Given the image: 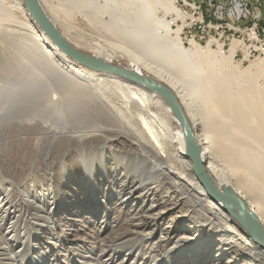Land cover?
<instances>
[{
	"label": "bare ground",
	"instance_id": "6f19581e",
	"mask_svg": "<svg viewBox=\"0 0 264 264\" xmlns=\"http://www.w3.org/2000/svg\"><path fill=\"white\" fill-rule=\"evenodd\" d=\"M40 1L58 29L78 48L85 50L86 41L114 45L127 53L119 56L126 58V64L100 48L91 54L153 76L174 89L196 132L206 172L219 190L230 187L236 192L264 231V57L240 70L230 64L239 45L236 39L226 52L213 51L214 55V45L222 49L218 40L210 39L206 51L196 39H190L187 46L182 37L187 13L176 0ZM157 10L163 11L162 17ZM176 19L183 23L173 29L170 23ZM8 114L15 116L10 126L3 123ZM112 149L122 160L106 155ZM6 152L22 171L30 165L24 180L38 185L53 182L59 208L64 204L58 200L61 193L72 197L71 205L95 207L101 201V183L116 181L121 170L120 192L136 200L129 184L146 173L153 163L151 155L171 172L166 175L155 165L162 177L159 185L164 184L157 193L182 185L189 190H174L175 197L157 201V206H163L157 213L139 216L115 209L111 217L118 222L117 228L96 241L101 252L122 255L121 250L128 251L120 263L112 258L87 263L69 249L58 255L49 250L45 257L42 253L37 257L10 255L8 246H3L8 242L0 235L1 254L13 264H43L46 257L45 264H264V242L239 218L241 209L234 206L232 212L226 202L213 199L196 175L186 155L180 121L167 101L145 86L72 60L35 22L25 0H0L1 163ZM127 157H140L143 165L124 174ZM87 168L93 170L94 195L83 184ZM159 176L151 175L153 179ZM145 187L142 183L139 188ZM26 199L23 193L0 198V218L12 213L13 207V212L18 210L14 201L20 206L19 200L24 204ZM97 206L92 215L102 214L95 229L100 233L106 230L111 211ZM173 208L175 212L167 218ZM84 217L89 221L88 215ZM32 225L30 236L34 238L40 229L36 223ZM149 226L152 236L159 229L165 236L139 250L140 240L149 234L136 228ZM51 231L61 243L69 234L62 235L58 228ZM76 231L84 237L88 228L84 224ZM44 244L52 242L46 238ZM37 246L32 243L30 250Z\"/></svg>",
	"mask_w": 264,
	"mask_h": 264
},
{
	"label": "rangeland",
	"instance_id": "374dc122",
	"mask_svg": "<svg viewBox=\"0 0 264 264\" xmlns=\"http://www.w3.org/2000/svg\"><path fill=\"white\" fill-rule=\"evenodd\" d=\"M176 5L187 13L184 19L186 25L182 35L187 46H189L188 41L190 39H196L200 43L202 50L206 51L209 40L215 39L223 43V45L222 49H219L216 45L212 47V55H214L213 51L216 53L226 52L230 48L231 42L236 39L239 45L230 58V64L235 68L238 67L240 70L249 67L254 62H258V58L264 57V0H176ZM163 14V11L160 12L157 10L158 16L162 17ZM165 19L168 20V16L165 17ZM181 23H183L182 19L173 20L170 23V27L174 29ZM243 44L248 46V50L242 47ZM85 48V50H81L89 54H91L93 50L100 48L104 53L114 54L115 57H119L120 54L127 55L125 51L114 45L92 44L86 41ZM119 59L121 60V64H126L128 62L126 58L119 57ZM260 81H262V79H260ZM13 117L15 116H11L10 114L6 115L4 117V125L10 126L9 122ZM122 139L115 142V148L121 143ZM106 155L122 160V155L113 149ZM1 159L3 163L0 162V198L7 197V199H9L20 193H23L25 199L27 198L24 204L21 203L23 200H19L20 206L14 201L13 204L17 205L16 209L18 210L13 212V207L10 209L12 213L9 215L5 214L6 216L5 218L2 217L3 219L0 218V235L6 238L8 243H4L3 246H8L10 255L24 254L21 256H25L26 254L37 257L42 253L45 257L49 250L52 251V254L58 255V253H64V250L69 249L70 251L74 250L76 253H79L87 263H94L98 258H102V260L112 258V260L120 263L123 258H127L126 253H128V251L121 250L123 254L120 255V253H108L105 250L106 254L103 255L105 251L101 252L98 245L99 243L96 241L97 237L105 235L111 229L117 228L116 225L118 222L111 217L115 209L121 208L124 211L139 216L141 214L157 213L159 209L163 207L157 206V201H165L175 197L177 194L175 191L178 192V190L189 192V190L182 185L178 190L167 188V190L157 193L156 190L164 185L163 183L159 185L162 177L157 173L158 170L164 171L166 175H171V172H169L170 169L167 164H164L162 160L155 155H151L153 163L148 164L145 174L139 175L138 182L134 183L136 187L133 186V183L129 184L131 189H134V197H137L136 200L131 199L129 197L131 195L120 192L121 185L124 182L123 175L121 174L123 170L120 171V175H118L119 177L116 181L112 183L109 181L103 184L101 183V188L103 189V192L100 194L101 196H99L101 201H98V203L95 202L94 204L95 207L99 204L101 208L108 209L107 211L110 210L111 213L110 219L106 224V230L103 229V232L96 233L95 229L101 224L102 214L97 217L96 214H92L96 210L98 211V206L96 209L95 207L92 208V206L77 207L76 205H71L73 202L72 197L61 193L59 196L60 199L58 200L63 201L64 204L59 208L55 202L56 191L54 190L53 182L48 180L38 185L31 180H24L23 175L26 174L25 172H31L29 164L28 167H25L28 170L25 169L22 171L20 165L16 163V161L14 162L10 159L8 152L2 154ZM100 162L104 166L105 161L102 159ZM125 162L127 166L124 169V174L131 168H137L143 165V160L140 157L136 158V160L127 157ZM155 165L159 167V169H157ZM85 171L89 172H85L87 179H84L83 184L86 185L89 193L94 195L96 188L93 180V170L92 168H87ZM103 173L107 174V172ZM151 175H155L156 177L159 176V179H153ZM65 180L71 189V183L66 178ZM142 183H145L147 187L140 189L139 187ZM58 191L62 192V190ZM85 192L86 189H84V193ZM194 193L195 195L199 194L195 191ZM108 198L112 200L110 204H107ZM8 206L9 203L7 204V207ZM31 206L33 208H31ZM111 206L115 207L112 209ZM143 208L144 210H142ZM20 209H22V211H20ZM174 212L175 208L171 209V212L167 213L166 217L170 218ZM84 215L89 216V221L85 220L86 218ZM90 215H92V217H90ZM18 219L19 221L16 223ZM33 223H36L38 225L36 227L40 229L37 236L34 238L30 236V232L33 230L32 228L35 227L32 225ZM84 224L87 226L88 232L84 234V237H80L83 232L78 234L76 230L80 225ZM56 228L59 229L62 235H64L63 232L69 233H66L65 240L62 241V243L61 241H57V235L55 236L53 231H51L52 229L56 230ZM14 229L17 230L16 233ZM136 229L149 234L147 238L140 240L139 250L145 243L157 241L158 238H163L165 236V233L161 229L158 231L156 230V234L152 236V233H150L152 230L151 226L139 227ZM46 238H48L52 244H44ZM54 242H58V245L53 246ZM32 243L36 246L38 245L37 249L30 250ZM42 244H44V246L41 248ZM1 250L2 249H0V264H13L14 261L6 258L4 254H1L3 252ZM44 260L45 262L49 261V258L46 257ZM78 260L80 261V259ZM45 262L43 264H45ZM23 263L29 264V262L25 261H23Z\"/></svg>",
	"mask_w": 264,
	"mask_h": 264
},
{
	"label": "water",
	"instance_id": "95a60500",
	"mask_svg": "<svg viewBox=\"0 0 264 264\" xmlns=\"http://www.w3.org/2000/svg\"><path fill=\"white\" fill-rule=\"evenodd\" d=\"M25 4L35 22L44 30L47 36L75 62L98 72H105L126 78L129 81L138 83L160 94L167 101L180 121L186 142V155L192 160L196 175L200 178L207 192L213 199L226 202L232 212H234V206L240 208L243 215L239 216V218L248 225L254 236L264 242V231L260 229L261 227L258 225L255 215L249 211L246 204L230 187L225 188L224 191L219 190L206 172L196 132L174 89L166 83L154 79L153 76L144 75L125 65L108 62L81 50L70 42L60 29H58L47 14L40 0H25Z\"/></svg>",
	"mask_w": 264,
	"mask_h": 264
}]
</instances>
